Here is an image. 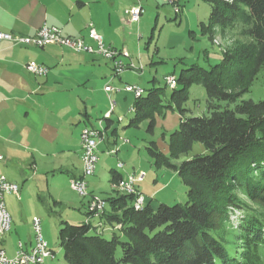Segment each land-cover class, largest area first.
<instances>
[{
	"label": "trees",
	"instance_id": "obj_1",
	"mask_svg": "<svg viewBox=\"0 0 264 264\" xmlns=\"http://www.w3.org/2000/svg\"><path fill=\"white\" fill-rule=\"evenodd\" d=\"M204 1L210 12L200 28L210 43L217 29L237 22L245 40L223 51L215 64L182 69L168 93L164 87L144 89L134 97L127 125L138 127L146 119L147 131L153 132L156 115L178 114L167 151L154 141L147 149L156 167L177 172L186 201L153 208L148 200L136 209V194L113 188L103 197L101 216L111 226L110 237L85 221L63 222L58 240L69 264H264V99L244 98L264 71V0ZM193 83L206 91L208 114L189 115L184 107ZM111 121L106 118V127ZM195 142L206 151L189 155ZM110 175L117 184L121 174L111 168ZM241 196L261 211L249 208ZM232 210L241 211L235 227Z\"/></svg>",
	"mask_w": 264,
	"mask_h": 264
},
{
	"label": "rangeland",
	"instance_id": "obj_2",
	"mask_svg": "<svg viewBox=\"0 0 264 264\" xmlns=\"http://www.w3.org/2000/svg\"><path fill=\"white\" fill-rule=\"evenodd\" d=\"M126 2L131 5L136 4V0ZM140 4L143 7V12L139 21L132 25L124 22L126 26L122 30L121 39L125 44L116 45L118 50L127 53V55H119L118 58L127 66L133 63L134 68L126 69L120 74V77L115 75L112 84L114 87L122 89L129 83L136 84L143 89V92L144 89L154 86L164 87L165 92L168 93L171 88L166 84L165 76L174 75L176 77L182 69L192 63L205 67L215 64L221 58L223 51L233 47L236 42L245 40L240 34V23L237 22L226 30L217 29L215 39L213 43H210L200 28L201 23L207 20L210 12L209 4L204 0H140ZM175 8L179 9L177 14ZM122 10L125 11V9ZM121 15L127 20L128 16L125 13L122 12ZM93 58H95L93 62L100 66L101 76L105 75L109 79L111 77V60L103 56ZM97 96L99 98L97 108L90 112V120L86 121L85 125L96 128L101 126L104 129L106 119L103 112L105 108L109 107V101L105 94L101 93ZM114 97L117 106L116 113L112 115L113 127L124 126V128L120 127L119 131L122 129L127 131L123 137L128 140V143H125L118 157L114 155L112 158L105 155L104 144L99 146L98 158L102 160L98 166L101 167H98L95 176L90 178L96 180V184L91 186L93 190L91 193L105 197L111 192L108 167L115 166L117 162L122 161L124 166L117 169L123 173L128 170L145 172V179L136 183V188L144 196L143 198H146V201L150 200L153 208H156L161 202L170 205L183 204L186 201V186L177 172L167 167H156L147 149L150 142L154 141L159 149L167 151L168 133L178 125L179 117L177 118L175 115L177 113L167 111L165 116L156 115L153 132H149L146 129L148 124L146 119H142L138 127L127 126L134 114L130 110L135 97L134 93L121 90L116 92ZM244 98L264 99V71L259 73L251 91L246 93ZM206 104L204 87L200 83H193L189 87L188 99L184 103V107L189 109V115H202L208 114ZM118 114L123 115V120L120 122L117 118ZM172 114L174 116H171ZM98 117L102 120L101 125L98 123ZM205 151L200 142H195L189 155ZM12 160L13 158L8 159L5 155L2 160L0 159V173H4L8 178H13L19 187L16 193H7L4 196L6 208L14 220L10 235L4 241L5 248L13 257L16 251L14 244L18 242L19 238L22 241L31 238L33 242L31 219L33 216H38L41 218L43 237L55 256L54 259H46L44 264H69L63 259L58 232L63 222L82 223L84 212L81 202L87 197H82L73 191L67 178H60L54 184L52 175H64L60 172H44L43 175H49L48 178H32L31 175H26L28 174L26 167L17 166V161ZM113 187L119 193L123 192L117 186ZM90 190L88 188V191ZM60 199H64L61 201L62 203L55 204L54 201H60ZM241 199L249 208L261 211V207L254 202L247 200L244 196H241ZM70 200L79 201L80 209L74 208L69 203ZM146 201L144 199V203ZM240 213L239 210L231 212V222L234 227L238 224ZM104 236L110 237L111 234L104 231ZM116 255H120L119 249H117Z\"/></svg>",
	"mask_w": 264,
	"mask_h": 264
},
{
	"label": "crops",
	"instance_id": "obj_3",
	"mask_svg": "<svg viewBox=\"0 0 264 264\" xmlns=\"http://www.w3.org/2000/svg\"><path fill=\"white\" fill-rule=\"evenodd\" d=\"M126 1L130 0H0V30L33 35L43 24L55 25L60 27L65 35L82 37L94 45L86 37L88 23L91 22L104 43L117 48V44H125L121 39L125 23L134 24L121 15L124 13L122 9L132 6ZM95 56L101 55L73 51L56 43L37 47L13 46L5 41L0 42L1 160L4 155L8 159L13 158L12 161H17V166L22 165L28 169L26 175H31L32 178H48L49 175L43 173L50 171L64 174L52 175L54 184L60 178L70 180L81 176L80 131L86 121L89 122L90 112L97 108L99 99L97 95L102 93L108 97L104 86L112 85L115 78L112 64L111 77L108 79L105 75L101 76L100 66L93 62ZM28 61L44 64L48 67L47 73L45 75L30 73L25 68ZM107 109L105 108L103 114ZM115 113L116 109L109 118ZM118 116H121L119 122L122 121L123 115L118 114L117 118ZM97 119L99 123L101 118ZM113 125L114 121L107 127L105 125L103 138L98 144V148L104 144L105 155L111 158L114 155L118 157L125 143H128L123 137L127 131L125 129L119 131V128L124 126ZM101 160L98 158L95 173L98 171L97 168L101 167L98 166ZM120 162L121 167L118 166ZM120 162L110 167L107 164L106 168L108 167L110 171L116 167L121 176L132 172L128 170L123 173L118 170L117 168L124 166V163ZM92 176L87 178L89 190L96 184L95 179H90ZM7 179L16 183L13 178ZM110 179L111 175L108 180L112 191L115 184H112ZM136 190L141 193L137 188ZM92 191L91 188L90 192ZM62 200L54 202L61 204ZM86 202L87 199L81 202L83 212ZM69 203L80 209L79 201L70 200ZM10 217L12 228L14 220L11 214ZM84 217L83 213L82 222L85 221ZM97 219H91L92 224L101 221ZM10 231L0 238V247L5 249L9 257L11 256L5 248L4 241L10 235ZM104 231L111 234V226H105L102 229L103 233ZM18 241L23 244L24 249H29L33 243L31 238H27V241L19 238ZM17 243L14 244L15 249Z\"/></svg>",
	"mask_w": 264,
	"mask_h": 264
},
{
	"label": "built area",
	"instance_id": "obj_4",
	"mask_svg": "<svg viewBox=\"0 0 264 264\" xmlns=\"http://www.w3.org/2000/svg\"><path fill=\"white\" fill-rule=\"evenodd\" d=\"M170 2V1H169ZM178 8H176V11ZM143 12V7L140 4V0H136V4L132 5L130 8L125 9L124 13L128 16L129 22H138L140 15ZM86 37L88 40L94 43L90 44L82 37H72L65 35L62 29L55 25L43 24L33 35H21L12 32H5L0 30V42H8L13 46L17 45H33L37 47H43L50 43H56L61 46L70 48L73 51H83L87 53L99 54L108 60H115V68L113 69L114 75H120L128 68H134V64L125 65L119 55H127L126 52L118 50L110 45L104 43L102 36L97 32L94 25L91 22L88 23ZM27 71L34 75H45L48 71V67L42 63L36 61H28L25 65ZM165 82L170 87V75L165 76ZM105 91L108 93L109 107L106 111L114 113L117 103L114 97L116 92L121 90L134 93L135 97H138V92L141 89L136 88V84L127 83L122 89L114 87L110 84L104 86ZM130 109H133L132 105ZM121 116H118V121ZM93 126L85 125L80 133L82 135V154L81 162L82 167H86V175L83 181H76V177H73V182H69L70 187L73 191L82 197H87L86 211L88 214L85 216L86 223L91 224L101 231L105 228L103 220L100 223H91V211H103L101 210V203H103V198H98V196L92 194L88 191L87 178L94 175L98 162V144L103 138L102 135H93ZM1 159V156H0ZM118 166H122V163H118ZM144 171H132L127 173L118 180L124 184L125 191H133L136 194L133 205L134 208L138 209V204L141 202V197H144L141 193L136 190V183H139L145 179ZM18 185L7 179L4 174L0 173V238L8 233L11 229V217L6 208L4 196L7 193H12V190H18ZM104 212V211H103ZM31 225L33 234L38 236V245L30 246L29 249H24L21 246V242L18 241L15 255L9 257L6 254L4 248L0 247V264H44L45 260L50 258L53 259L55 256H48V244L44 239L41 230V218L38 216H33L31 219Z\"/></svg>",
	"mask_w": 264,
	"mask_h": 264
},
{
	"label": "bare ground",
	"instance_id": "obj_5",
	"mask_svg": "<svg viewBox=\"0 0 264 264\" xmlns=\"http://www.w3.org/2000/svg\"><path fill=\"white\" fill-rule=\"evenodd\" d=\"M176 11V8H175ZM91 25H93L91 23ZM112 62V68H115V60H111ZM170 88H173L176 86V77L174 75H170ZM137 89H141V91L138 92V97L143 93V89L140 88L139 86H136ZM131 111H133V109H130ZM111 115L110 111H106L104 114V118H109ZM102 121H99V124L101 125ZM103 133V129L101 127L98 128H93V135H102ZM80 141H81V147H82V135L80 133ZM121 167V166H119ZM86 175V167H82V173L81 176L76 178V181H83ZM69 182H73V178L69 180ZM14 184H16L14 182ZM115 186H117V188H119L121 191H124V184H122V182H118L117 184H115ZM18 190H12V192L16 193ZM124 193L129 194V193H133V191H125ZM134 194V193H133ZM98 198H102L100 196H98ZM144 199L143 197H141V202L140 204H138V209H141L144 206ZM107 202L105 201V199L103 198V203H101V210H105V206H106ZM103 211H91V219L93 218H98L100 220ZM97 219V220H98ZM96 222V221H95ZM101 221H99L98 223H100ZM85 223H86V218H85ZM92 223V221H91ZM38 245V236L37 234H34V239H33V243L32 246H37ZM21 246H23V244L21 243ZM48 256H54V252L48 248Z\"/></svg>",
	"mask_w": 264,
	"mask_h": 264
}]
</instances>
